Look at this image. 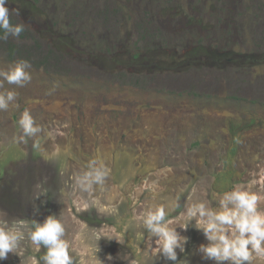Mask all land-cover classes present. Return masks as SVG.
<instances>
[{"label":"rangeland","instance_id":"1","mask_svg":"<svg viewBox=\"0 0 264 264\" xmlns=\"http://www.w3.org/2000/svg\"><path fill=\"white\" fill-rule=\"evenodd\" d=\"M6 6L30 38L11 41L34 39L57 61L39 68L35 55L24 86L0 76V95L15 93L0 110V227L21 237L0 264H44L47 250L28 230L49 215L65 228L73 264H236L207 257L201 245L215 241L189 209L236 211L229 197L240 190L264 216V0ZM18 62L0 49V72ZM25 110L35 136L23 135ZM157 207L183 243L177 261L144 227ZM223 227L233 238L235 225ZM251 247L250 264H264Z\"/></svg>","mask_w":264,"mask_h":264},{"label":"clouds","instance_id":"2","mask_svg":"<svg viewBox=\"0 0 264 264\" xmlns=\"http://www.w3.org/2000/svg\"><path fill=\"white\" fill-rule=\"evenodd\" d=\"M7 0H0V29H3L7 39L8 35L19 36L24 30L22 25H13L11 23L9 8L6 6ZM17 14L19 11L17 10ZM31 67L27 61L18 62L15 67L8 71L0 72L9 84L24 86L26 82L31 81L30 74L25 70ZM15 99V93L8 92L7 97L0 95V110H7L8 102ZM26 137L35 136L41 131L39 126L35 125V120L28 110H25L19 121ZM38 143L34 147H38ZM103 173L99 170L95 172V181L101 182ZM92 177V173L88 174ZM238 188V187H237ZM235 204L236 211L225 210L223 212H212L205 208L203 204L189 209V215L195 216L197 212L201 217L206 218L203 231L209 239L215 241L206 248H201L207 253L208 258L233 259L236 264H244L252 259L249 251V244L257 255L264 256V248L261 247L264 242V216L256 211L257 197L248 192L235 190L229 197ZM165 210L163 207H157L155 211L147 212L143 224L153 237H158L155 241L160 254L167 260L177 261V252L179 247L183 249L177 232L169 229L165 223ZM225 225L233 226V238L224 234ZM239 232V235L236 233ZM251 233V236H247ZM65 235V228L61 221L54 215H49L44 223L35 222L33 227L28 230V238L37 246L43 245L46 253L43 257L44 264H73L69 254L68 243L62 239ZM21 237L17 235L16 230L6 227H0V259H7L8 254L15 253ZM112 259L111 256L108 257ZM103 264V261H101ZM130 264H136V261H130ZM179 264H187V261H180Z\"/></svg>","mask_w":264,"mask_h":264},{"label":"trees","instance_id":"3","mask_svg":"<svg viewBox=\"0 0 264 264\" xmlns=\"http://www.w3.org/2000/svg\"><path fill=\"white\" fill-rule=\"evenodd\" d=\"M11 23L13 25H19V22L15 20L13 17H11ZM24 29V28H23ZM6 33L3 29H0V49L4 50L8 56L9 59L17 60V61H27L31 64L32 59L35 55H37V58L39 59L38 63H35L36 67L42 68L45 65L48 66L52 62L57 61V56L54 55V52H51L50 54H41V45L38 41L32 39L34 41V46L32 47H19L14 42L11 41V35L7 36V39H4V36ZM21 39H30L27 33V30L24 29L21 34L19 35ZM46 251V250H45Z\"/></svg>","mask_w":264,"mask_h":264}]
</instances>
